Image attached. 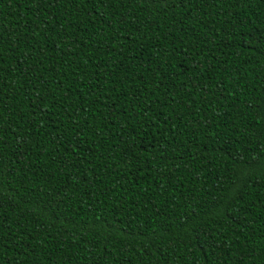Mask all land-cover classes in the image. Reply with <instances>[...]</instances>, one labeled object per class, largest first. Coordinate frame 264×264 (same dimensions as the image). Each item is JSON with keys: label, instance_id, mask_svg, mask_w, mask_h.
<instances>
[{"label": "trees", "instance_id": "obj_1", "mask_svg": "<svg viewBox=\"0 0 264 264\" xmlns=\"http://www.w3.org/2000/svg\"><path fill=\"white\" fill-rule=\"evenodd\" d=\"M0 264H264V0H0Z\"/></svg>", "mask_w": 264, "mask_h": 264}]
</instances>
